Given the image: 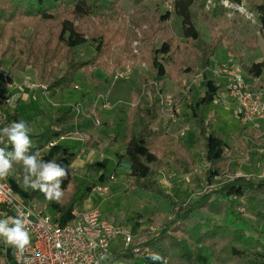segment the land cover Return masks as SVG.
<instances>
[{"label":"rangeland","instance_id":"1","mask_svg":"<svg viewBox=\"0 0 264 264\" xmlns=\"http://www.w3.org/2000/svg\"><path fill=\"white\" fill-rule=\"evenodd\" d=\"M2 1L0 3L3 4ZM253 1L241 0L240 3H237L233 0H220L219 2L206 0L204 7L200 4L193 6L197 28L203 41L209 45L213 35L221 36L224 40L223 45L217 47L211 58L210 70L207 69L210 75L214 76L218 64L227 63L233 57L234 62L242 66L245 76L248 79H254L248 69L254 63L264 61V30L260 24L258 13L254 10ZM118 2V12L114 15L111 14V17H108L110 14L107 15V13L102 17L93 15L69 17L88 38L86 43L75 47L72 53L69 52V56H67L68 50L57 40L56 18L41 20L19 15L18 20L20 21L16 25L15 22L0 23L1 31L5 33L4 39L0 40V55L9 49L7 48L9 45H14L17 49L24 45L26 49L24 59L28 54L26 45L43 46V51L45 47H48L60 60V63L54 60L52 64L58 75H61L67 67V59L72 57L73 53L78 61H84L97 54L92 46L96 40L92 38L100 37L105 27L112 26L120 31L121 35L112 44L109 54L102 57L99 63L89 65L87 71L77 70L74 77L76 85L68 86L55 95L40 90L46 85L39 84L37 70L32 65H27L25 69L16 67L11 73L16 78L26 76L39 84L38 88L28 90L29 96L21 100L19 104L18 120H23L28 124L32 129L30 135H38L43 132L49 123L48 115H54L62 105H73L75 111L77 109L83 111L86 107H83L82 103H86V100L87 102L95 101L94 104L97 106L95 109L97 113L100 112L99 121L101 122L95 121L96 113L95 116L88 114L79 123V134L70 135L71 137L60 141L65 146L73 147L77 153L85 145L82 138L95 136L100 141V149L95 155L94 161L86 159L87 163L75 167V172L71 176L70 188L73 184L82 182H96L109 186L110 190L104 195L93 190L88 201L92 202L93 206L99 207L111 222L130 229L134 241H137L144 239L146 234L152 235L149 229L151 225L157 228L154 233L158 234L165 221L174 216L177 206H172L170 200L158 194L150 193L139 186H132L127 177L129 170L118 165L116 156L117 150H124L123 145L115 144L111 139L115 134L124 136L126 122L120 107L123 106L128 112L135 103L133 92L140 87L141 79L152 78L148 65L140 60L144 43L154 36L153 30L148 26L147 18L166 13L171 9V3L170 0H142L138 3L134 0H119ZM67 8L66 4L62 5L54 10L53 14L69 15L66 12ZM168 22L170 31L182 45L185 42V37L183 36L181 17L174 13ZM160 42L161 38H157V45H160ZM15 59L16 57H11V60L5 63L4 68L7 71ZM59 69L62 70L61 73L58 72ZM218 81L222 83L225 82V79L219 78ZM259 84H264V73L259 77ZM202 90L203 77L199 70L186 74L181 83L167 81L164 93L160 94L161 101L164 103L162 117L169 119L170 122L167 126V133L158 143L157 152L164 154L167 159H174L176 158L175 152L179 151L182 167L160 174L158 180L161 186L169 192L176 188H186L191 193L190 198L195 200L204 194L213 193L225 181L232 180L236 176L249 175L261 178L260 174L264 169V146H261L264 143V120L261 121L259 129H252V126H248L247 129L243 127L234 103L224 94L225 90L203 111V116L207 119L213 118L215 128L225 132L227 143L233 145L225 154L226 164L222 174L213 177L212 181L209 180L208 175L212 165L205 160L202 149L193 151L192 157L195 162H191L187 145L192 142L194 134L199 131L198 121L189 116L185 105L180 108L178 101L185 94L188 97V102L195 103ZM85 93L89 94L87 99L84 98ZM100 94L101 96L98 97ZM104 102H109L110 106L104 108ZM175 107L177 111H181V117L177 116V112L174 111ZM172 113L174 116L171 115ZM14 121L16 120L12 122ZM74 127L72 126L73 129H75ZM31 140L34 139L31 138ZM40 158L41 152L39 153ZM113 173L117 175L115 182L110 181V175ZM101 174H104L102 180L100 179ZM23 178L24 175L18 176V180L22 184ZM86 202L82 208H85ZM36 203L39 207L46 208L44 203L40 201H36ZM77 210L80 211L81 208H77ZM139 219L142 220L140 223H138ZM151 219H154L155 222ZM215 224H224L223 217L213 215L204 209L195 211L188 223L189 244L199 264H215L209 246L197 242L200 233ZM233 228H244L248 234L259 235L264 241V223L258 226L250 215H245L242 221L233 225ZM120 244H113V251L123 246L122 242ZM137 261L143 264V257H139Z\"/></svg>","mask_w":264,"mask_h":264},{"label":"trees","instance_id":"2","mask_svg":"<svg viewBox=\"0 0 264 264\" xmlns=\"http://www.w3.org/2000/svg\"><path fill=\"white\" fill-rule=\"evenodd\" d=\"M118 1L3 0V4L0 3V23L15 22L16 25L20 21L18 20L19 15L41 20L56 18L57 40L68 50L67 56H69V52L72 53L75 47L88 41L86 35L69 17L88 15L102 17L106 13L110 14L108 17H111V14L118 12ZM134 1L138 3L142 0ZM233 1L240 3L241 0ZM205 2L206 0H170L171 9L169 11L160 16L153 15L150 19L147 18L148 26L153 30L154 36L144 43L140 60L148 65L152 78L141 79L140 87L133 92L135 103L128 112L123 106L120 107L126 122L124 136L115 134L111 141L123 145L124 150H117L116 156L118 165L122 162L131 164L127 177L132 186H139L150 193L170 200V204L177 206V209L174 211V216L165 221L157 235L146 234L144 239L135 240L124 250L114 253L113 259L117 260L118 264H139L137 261L139 257H143L145 264H160L164 259H168V263L172 264H199L189 244L187 227L193 213L201 209L213 215L222 216L224 220V224H215L201 232L197 239L199 244L209 246L215 264H264V241L261 237L248 234L244 228H233V225L242 221L245 215L252 216L258 226L264 223V178L239 175L232 180L225 181L213 193L204 194L197 200L190 198L191 193L186 188H176L172 192L166 191L158 180L160 174L182 167L179 151L175 152L176 158L174 159H167L164 154L157 152L158 143L167 133V126L170 122L169 119L162 117L164 103L160 97L166 89L167 81L181 83L186 74L201 70L203 90L199 99L195 103L188 102V97L184 94L178 103L180 108L185 105L189 116L198 121L199 131L194 134L192 142L187 145V151L191 162L194 163L193 151L203 150L205 160L212 165L208 175L210 181L213 177L222 174L226 164L225 154L233 146L227 143L226 133L215 128L214 119H207L203 116L205 107L218 99L221 92L225 90L224 83L219 82L207 71L217 47L223 45V37L213 35L211 43L207 45L197 28L193 6L200 4L204 7ZM253 2L254 10L257 11L264 30V0ZM65 4L68 6L66 12L69 15L53 14L54 10ZM215 10L216 8L213 11ZM174 13L182 19L183 36L185 37L182 45L169 29L168 21ZM101 20L104 21V19ZM103 24L105 25V22ZM120 35V31L114 27H105L100 37L92 38L96 40L92 46L97 54L84 61H78L73 53L72 57L67 59V67L63 74L59 69L58 72L61 75H58L52 64L54 60L60 63L54 51L48 47H45L43 51V46L37 44L32 47L26 45L28 49L26 59H24L26 50L24 45L18 49L14 45H9L7 47L9 49L0 55V68H4L5 63L11 60V57H16L8 67L10 72L16 67L25 69L27 65H32L37 70L39 84L46 85L40 90L55 95L68 86H75V72L80 69L87 71L89 65L99 63L102 57L110 53L112 44ZM4 37L5 33H2L0 29V40ZM157 38H161L160 45H157ZM248 72L253 77H261L264 73V61L254 63ZM174 111L177 112L178 117L182 116L181 111H177L176 107ZM91 112L92 109L88 114L95 116V113ZM18 114V110L11 113L3 128L13 120L19 121ZM48 116L49 123L44 131L38 135H30L34 139L31 151L41 152L40 160L44 162L55 159L61 167L68 168V178L63 180L61 185L64 193L61 201H49L42 192L25 188L18 180V176L24 175L22 164H14L13 170L5 179L25 202L44 203L46 210L55 221L66 224L74 219L75 210L83 207L97 183H75L70 188L72 182L70 173L77 159V153L57 141L72 132L67 123L77 120L74 106L62 105L54 115ZM53 142L55 143L51 144ZM261 146H264V143ZM0 148L8 151L14 150L9 141L6 145H0ZM103 178L104 174L100 176L101 180ZM4 244V238L0 237V264L5 261L16 264L13 246L5 247ZM152 253L159 254L163 259L151 260L149 257Z\"/></svg>","mask_w":264,"mask_h":264},{"label":"built area","instance_id":"3","mask_svg":"<svg viewBox=\"0 0 264 264\" xmlns=\"http://www.w3.org/2000/svg\"><path fill=\"white\" fill-rule=\"evenodd\" d=\"M214 75L226 78V97L234 103L242 126L259 129L264 120V84H259V77L248 79L242 66L234 62L233 57L227 63L218 64ZM38 87L36 81L26 76L16 78L9 70L0 68V129L17 109L24 89ZM109 106V102L103 103L104 108ZM171 115L174 116V113ZM96 122L100 123L98 119ZM3 144H8L6 137L0 142V145ZM260 177H264V169ZM116 179L115 173L110 175L111 182ZM93 190L104 195L110 187L97 184ZM0 207V220L18 215L28 220L26 228L30 244L19 261L14 255L16 264H24L25 261L27 264H118L113 259L115 251L112 245L120 240L122 249H125L134 243L130 229L111 222L99 207L89 206L80 211L76 209L73 220L60 224L45 207H39L36 202H25L5 178L0 179ZM141 221L139 219L138 223ZM149 229L152 235L157 234L154 233L157 228L153 225ZM2 264L10 263L5 261Z\"/></svg>","mask_w":264,"mask_h":264},{"label":"clouds","instance_id":"4","mask_svg":"<svg viewBox=\"0 0 264 264\" xmlns=\"http://www.w3.org/2000/svg\"><path fill=\"white\" fill-rule=\"evenodd\" d=\"M32 129L23 121H14L0 129V142L4 137L13 146V151L0 148V179L6 178L13 170L14 164H22L24 171L23 186L42 192L49 201L60 202L63 196L61 185L68 178V168L61 167L55 159L44 162L39 159V151L32 152L30 137ZM28 220L23 215L8 216L0 220V237L4 238L7 245L13 246L14 255L19 261L23 256L26 246L30 244V235L26 228ZM153 261L163 258L152 253L149 257ZM27 264V261L24 262Z\"/></svg>","mask_w":264,"mask_h":264},{"label":"crops","instance_id":"5","mask_svg":"<svg viewBox=\"0 0 264 264\" xmlns=\"http://www.w3.org/2000/svg\"><path fill=\"white\" fill-rule=\"evenodd\" d=\"M209 69V68H208ZM210 70V69H209ZM212 75V74H211ZM215 76V75H214ZM19 78V77H18ZM219 78H224L225 80H226V78L224 77V76H219V77H216V79L217 80H219ZM222 83H224V82H222ZM28 90H30V89H28V88H25L24 89V91L22 92V97H21V99L19 100V104H20V102H21V100H24V99H26L28 96H29V92H28ZM87 93H85L84 94V98L85 99H87V97H89L88 95H86ZM224 94H226L225 93V91H224ZM221 95V94H220ZM101 96V94L100 95H98V97H100ZM86 103H82V105H83V107H86V108H84L83 109V111L82 110H80V109H77V111H75L74 110V113H75V116H76V118H77V120L76 121H74V122H68L67 123V125H68V127L72 130V132L68 135V136H66V137H71V136H74V135H76V134H79V127H80V125H79V123L81 122V121H83L85 118H84V116H86V115H88V112H89V110H91L92 109V112H94V113H96V119H98V120H100L99 119V117H100V112L99 113H97V111H96V105L94 104V102H87V100L85 101ZM19 104H18V107H17V109L16 110H18V112H19ZM92 104V105H91ZM91 106V107H90ZM91 112V113H92ZM96 119H95V121H96ZM105 121V120H104ZM103 121V122H104ZM101 122V121H100ZM106 122V121H105ZM12 123V122H11ZM10 123V124H11ZM9 124V125H10ZM72 126H75L74 128L75 129H73L72 128ZM244 127V126H243ZM246 129L247 128H249V127H245ZM71 135V136H70ZM66 137H63V138H61V139H59L57 142H59V143H61L60 141H62V140H66L67 138ZM65 138V139H64ZM97 137H95V136H87V137H85V138H82L84 141L83 142H85V145H84V147L80 150V152L79 153H77V159L75 160V162H74V164H73V169H72V173H71V176L74 174V172H75V167L76 166H81V165H83V164H85V163H87V160L86 159H89L88 161H91V162H93L94 161V157H95V155L96 154H98V152H99V149H100V141H98L97 139H96ZM32 141V144L34 143V140H31ZM69 147V146H68ZM73 151H75V149L73 148V147H70ZM101 156H103V153H101ZM121 165V164H120ZM74 170V171H73ZM101 172V171H100ZM100 172H99V174H100ZM102 175V174H101ZM100 175V176H101ZM88 200H89V198H88ZM87 200V202H86V206L85 207H89V206H93V203L92 202H89ZM89 202V203H88ZM120 241V240H119ZM117 242V243H115V244H117V245H121L120 243H121V241L120 242ZM121 250H124V249H122V246H120L118 249H116L115 250V253L116 252H119V251H121ZM116 262L118 263V261L116 260ZM162 264H169L168 263V259L167 260H163L162 262H161ZM139 264H142V263H139ZM143 264H145V261H144V259H143Z\"/></svg>","mask_w":264,"mask_h":264},{"label":"water","instance_id":"6","mask_svg":"<svg viewBox=\"0 0 264 264\" xmlns=\"http://www.w3.org/2000/svg\"><path fill=\"white\" fill-rule=\"evenodd\" d=\"M121 166L124 167V168H126V169H128V170L131 169V164L130 163H127V162H122L121 163Z\"/></svg>","mask_w":264,"mask_h":264}]
</instances>
